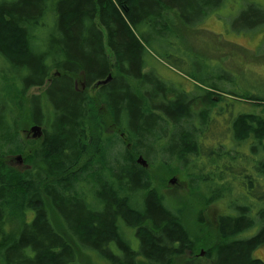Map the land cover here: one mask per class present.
<instances>
[{
	"label": "trees",
	"instance_id": "trees-1",
	"mask_svg": "<svg viewBox=\"0 0 264 264\" xmlns=\"http://www.w3.org/2000/svg\"><path fill=\"white\" fill-rule=\"evenodd\" d=\"M219 2H0V88L8 76L16 90L12 97L0 89V97L26 108L21 97L43 85L53 71L61 72L45 95L52 106L45 140L31 155H23L22 167L11 160L26 150L22 124L13 105L6 108L0 98V264H82L80 251L93 252L110 264H137L138 257L149 264H174L196 250L199 241L184 220V207L165 203L153 188L148 166L138 162L141 155L153 163L160 161L162 167L175 160L187 167L218 163L210 172L226 177L225 184L237 183L247 196L259 197L264 160L228 176L224 144L216 140L211 146L206 140L218 138L219 115L236 143L253 142L255 151L263 147L264 109L257 110L264 107L258 101L263 99L229 92L221 85L224 77L209 75L207 68L194 74L206 88L195 85L193 93L182 86L175 89L170 81L165 84L157 73L156 54L174 62L168 53L177 47L169 10L193 25ZM50 19L56 21L52 26ZM108 50L115 55L113 66ZM113 68V79L100 87L95 98L76 87L78 75L91 86L106 79ZM217 90L232 94L234 101H251L256 108L232 113L234 104L214 98ZM200 101L202 106H197ZM101 107L107 111V122L127 133L132 148L118 136L102 134L104 150L100 147L82 164ZM26 110L33 123L48 122L43 96H33ZM97 119L101 128L106 126L105 119ZM243 155L237 149L233 160ZM216 194L218 190L213 193L215 202L221 197ZM242 197L234 203V214L218 217L215 245L207 252L214 264H264L253 255L264 245V221L257 234L242 238L257 223L250 218L253 204L242 205Z\"/></svg>",
	"mask_w": 264,
	"mask_h": 264
},
{
	"label": "rangeland",
	"instance_id": "rangeland-1",
	"mask_svg": "<svg viewBox=\"0 0 264 264\" xmlns=\"http://www.w3.org/2000/svg\"><path fill=\"white\" fill-rule=\"evenodd\" d=\"M1 1L3 0H0V2ZM218 1H220L219 5L209 10L205 17L197 21L194 20V22L192 21L194 23L193 25L182 21L177 15V12L169 10V14L173 17L169 18L171 22L170 28L178 38L175 40L177 47L175 46V51H169L168 53V56L172 57L171 59L174 62L170 60V62H168L158 57L156 54L158 58V63L156 64L157 73L162 78L161 81L165 84L170 81L169 83H175L172 85L175 89L179 90L180 86H182L184 89L183 91L190 92V88L192 87L191 83L195 84L197 82L195 79H189V76H195L202 72L204 73L205 68H207L209 75L213 74L224 77L221 85L226 86L229 92L255 95L259 99H263L261 101L258 100L260 103H264V0ZM193 19H195V17H193ZM55 23L56 21L52 19L48 21V24H51V26ZM106 41L104 43L107 46ZM110 60L113 66V57H111ZM150 69L151 67L148 68V71H150ZM59 72V70L53 71L48 78L54 75L57 76ZM204 75H207V73ZM56 76H54V78ZM8 78V76L2 78L5 84L1 83L2 86L0 89L14 97L16 90L12 84L13 81L7 80ZM107 79L108 78L103 79L100 82L107 81ZM83 81L82 75H78L76 87L79 90L82 88ZM46 82L47 78L43 85L30 88L28 93L21 98L26 103V108H28L29 102L33 96H43L45 112L48 115V122L44 125V128L48 129L52 114V106L49 105L50 103H48V99L45 97L48 90ZM107 83H109V80L101 83L98 87ZM196 85L200 84L198 83ZM200 86L205 87L202 84ZM215 92L214 98H216L218 102L221 101L222 103L224 100H227L230 105L234 104L232 113L238 112L243 108L244 111L256 108L253 106L255 104L251 101H244L242 103L234 101L232 99V94H228L221 90ZM89 93L95 98L96 90L92 92L89 88ZM1 99L2 103H6V108L13 105V110L19 118V122L22 124V129L20 130L21 135L26 142V150L23 152V155H31L41 143L38 141L34 143L30 142L31 138L35 137V132H32L33 122L29 118L28 111L26 108H21L18 101H14L10 104V102L7 103L8 101H6L5 97L3 98L2 96ZM197 106H202L201 101ZM263 109L264 107L261 106L257 108L259 112H262ZM106 114L107 111L101 107L98 109L97 117H101L104 122L105 120L107 122V117L106 119L104 118ZM97 117L95 118L94 126L90 130L87 156L82 164L87 162L88 159H91L93 155H97L99 152L98 149L100 150V147H102V128L98 124L99 121ZM216 118L218 124L216 129L218 128L220 132L216 134L218 138L215 139L212 137L206 141L211 146L217 144L216 140H221L222 144H224L227 152L225 151L226 153H224L223 165L226 162L230 166V168L227 169L228 176L239 173V171L245 168L252 169L251 166L254 161L264 160V145L263 147H257L256 145L257 150L255 151L253 149V144L255 143L253 142L250 143L251 147L248 142V145H246V143H236L232 138V131H230L231 139L227 135V131L224 129L227 124L226 121H223V117L217 115ZM110 125L111 122H107L105 130L113 133L112 127L109 128ZM114 130L117 132L119 131L116 128ZM113 136L115 135L113 134ZM237 149L244 155L243 157L241 156L242 158L240 157L237 160L234 158L233 160ZM89 155L91 157H89ZM17 156L18 155L11 158L12 162L18 166H24V157L23 160L19 162L16 159ZM149 160L146 161L147 164L149 163L151 166L153 188H155L159 194L163 195L165 203L169 206L184 207V220L188 227H190L193 235L198 238L199 241L194 254L186 253L178 257L174 264H214V259L209 258L207 252L215 245L218 217L223 214H234L236 212L234 203L242 196H247L246 189L241 188L237 183L230 182L231 184H225L226 177L218 175V171L210 172L212 167L215 168V166L219 165L218 163H212L211 166L208 163L204 164L199 162L196 166L190 165L187 167L182 166L178 160H175L170 162V167H168V165H163L162 167L157 164L160 161L153 163L152 160V162ZM217 190L220 194L216 195L221 196L218 198L219 200L217 202H208L209 198H213V193ZM258 191L260 194L258 198L247 196L244 199V197H242V205L249 202L253 204V209L255 211L250 213V218L257 222L253 227L245 230L241 234L242 238H249L257 234L263 225L264 218H261V216H264V181ZM256 212H261L262 215L257 216ZM126 230L129 231V227H127ZM133 243L136 242L134 241ZM92 253L80 251V262L82 264H110ZM253 255L264 260V245L258 247ZM137 263L147 264L148 262L137 260Z\"/></svg>",
	"mask_w": 264,
	"mask_h": 264
},
{
	"label": "flooded vegetation",
	"instance_id": "flooded-vegetation-1",
	"mask_svg": "<svg viewBox=\"0 0 264 264\" xmlns=\"http://www.w3.org/2000/svg\"><path fill=\"white\" fill-rule=\"evenodd\" d=\"M98 27L99 28H101L102 29V31H104L105 33H106V30H105V26H103L102 24H98ZM106 35L107 34H105V39H104V42L107 40V38H106ZM107 42V41H106ZM105 44V43H104ZM108 54H109V58L111 59V57H113V61H114V64H116V62H115V55L113 54V52H110L109 50H108ZM148 70V69H147ZM115 72H116V69L115 68H113L112 69V71H111V73H109V75L106 77V78H108L109 76H111V78H110V80H109V82L113 79V77H114V75H115ZM61 74V72H59V73H57V76H59ZM54 76H56V75H54ZM54 76H52V77H50V78H47V85L49 86L50 84H51V82H52V79H53V77ZM189 79H195V77L193 76V75H191V76H189ZM195 81H196V79H195ZM197 82V81H196ZM192 84V87L190 88V91L193 93V91L195 90V85L196 84H198V82L197 83H195V84H193V83H191ZM96 85H97V83H94V84H92L91 86H87V84H86V81L84 80L83 82H82V88L80 89V90H82V91H86V92H88L89 93V88L91 89V91L93 92V91H95L96 90V94H97V92H98V90L100 89V87H96ZM95 86V87H94ZM183 88V87H182ZM90 94V93H89ZM35 125H39V124H37V123H33V126H35ZM32 126V127H33ZM39 126H41V131H42V136H40V137H33V138H31V143H34V142H36V141H38L39 143H41V145L43 144V142H44V140H45V137H46V131L47 130H49V128L48 129H46V128H44V125H39ZM112 127V132L113 133H110V132H107L105 129H106V126L105 127H102V130H101V134H103V135H106V136H109V138L110 137H112L113 136V134L117 137H119L120 139H123L125 142H126V145H127V147H128V149H131L132 148V144L129 142V139H128V136H127V133L126 132H124L123 130H121V129H118V127L113 123V122H111V125H110V127L109 128H111ZM117 129V130H119L118 132L116 131V130H114V129ZM108 129V128H107ZM23 138V137H22ZM40 145V146H41ZM18 155H23V154H18ZM150 171H151V166H150V164L148 163V167H147ZM208 202H215V200H213V198H209V201ZM138 243L139 242H137L136 241V245H138ZM195 253V250L192 252V251H188V254H194ZM137 260H142L143 262H145V261H147L148 263L147 264H149V261L145 258H142V257H138V259ZM106 261V260H105ZM107 262V261H106ZM138 264V263H137Z\"/></svg>",
	"mask_w": 264,
	"mask_h": 264
},
{
	"label": "water",
	"instance_id": "water-1",
	"mask_svg": "<svg viewBox=\"0 0 264 264\" xmlns=\"http://www.w3.org/2000/svg\"><path fill=\"white\" fill-rule=\"evenodd\" d=\"M110 78H111V76L108 77L107 81L110 80ZM107 81L98 82L97 85H96V87L99 86L101 83H104V82H107ZM41 129H42V128H41V126H39V125H35V126L32 127V132H35V134H34L35 137H40V136H42V131H41ZM16 159H17L19 162H21V161L23 160V156H22V155H18V156L16 157ZM138 162L141 163L142 165L146 166V167L148 166L147 161L145 160V158H144L142 155L139 156V158H138Z\"/></svg>",
	"mask_w": 264,
	"mask_h": 264
}]
</instances>
